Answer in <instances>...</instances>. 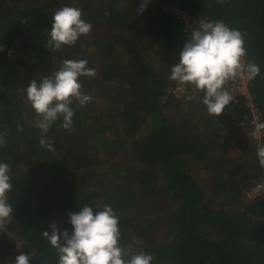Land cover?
Wrapping results in <instances>:
<instances>
[{
  "label": "trees",
  "instance_id": "obj_1",
  "mask_svg": "<svg viewBox=\"0 0 264 264\" xmlns=\"http://www.w3.org/2000/svg\"><path fill=\"white\" fill-rule=\"evenodd\" d=\"M140 3L0 0V96H19L14 105L0 102L6 141L0 162L11 169L14 206L0 234L23 244L29 264H57L43 231L56 223L71 233L69 212L110 204L120 218L121 244L135 235L142 244L133 251L150 253L152 264H264V195L245 196L264 179L246 131L251 123L240 122L249 111L241 100L217 117L207 113L200 91L190 99L174 96L170 68L187 36L176 14L163 8L175 3L245 35L247 57L260 67L248 91L264 122V0H149L138 12ZM63 5L80 8L92 28L107 20L109 32L47 49L52 14ZM62 59L98 65L96 76L80 77L92 101L72 105L74 131L57 120L42 134L20 89L51 75ZM106 96L114 109L102 110Z\"/></svg>",
  "mask_w": 264,
  "mask_h": 264
},
{
  "label": "clouds",
  "instance_id": "obj_2",
  "mask_svg": "<svg viewBox=\"0 0 264 264\" xmlns=\"http://www.w3.org/2000/svg\"><path fill=\"white\" fill-rule=\"evenodd\" d=\"M148 2L141 0L137 11L143 12ZM217 2L223 3L224 0ZM82 17L83 12L78 7L63 5L57 8L52 14L45 47L60 51L63 46H74L82 36H87L92 25ZM21 22L28 21L24 19ZM3 50L4 45H0V51ZM246 56L245 35L240 30L223 20L200 19L185 40L178 62L172 64L169 79L181 86H194L197 92H202V103L207 113L218 117L234 100V94L227 87L229 83L238 78L251 81L260 75L259 65L244 62ZM96 75V70L88 67L86 59H62L51 75L44 76L39 82L32 79L26 89H20L26 92L27 101L37 117L35 126L42 134H46L57 120H62L60 127L63 129L74 131L72 105L77 103L83 107L92 101L91 95L81 91L80 77ZM17 128L22 130L19 124ZM251 136L258 141L256 156L259 166L264 169V122L253 123ZM40 143L42 147L52 149L44 139ZM5 144L4 136L0 135V147ZM10 171L8 163L0 162V230L11 221L14 212L8 196L13 187ZM261 179L264 180L258 179L252 187ZM261 195L264 194L247 197ZM95 209L85 204L79 211L69 212L71 233L67 228L61 231L56 223L50 225L51 231H43V237L56 250L57 264H152L150 253L142 248L138 252L133 251V245L142 244L135 235L131 236L127 247L121 244L120 218L110 204L97 205ZM31 257V253L20 251L15 264H29Z\"/></svg>",
  "mask_w": 264,
  "mask_h": 264
},
{
  "label": "built area",
  "instance_id": "obj_3",
  "mask_svg": "<svg viewBox=\"0 0 264 264\" xmlns=\"http://www.w3.org/2000/svg\"><path fill=\"white\" fill-rule=\"evenodd\" d=\"M163 8L166 10H169L176 14L177 18L181 21L183 25V31L185 35L188 36L191 33V30L197 26V22L201 20H211L207 17L201 16L199 13L193 12L189 10L188 8H180L175 3H170L168 5H163ZM249 61L248 57L246 56L244 58V62L247 63ZM248 80L247 79H237L234 82H230L228 87V90L234 94V100L229 103L224 109V111L229 112L231 110V107L235 103H239L241 100L244 103V106L246 109H248L249 112L243 111L241 123L249 122L251 123V127L247 128V135L250 138V141L256 145L258 142L256 139L252 138L251 133L253 131V123L255 121L259 120V111L254 106V103L251 99V94L248 91ZM169 90L174 94L177 98H185L190 99L194 98L197 94V90L194 88V86L188 85V86H181L177 82L173 83ZM223 111V112H224ZM244 128V127H243ZM264 180H259L256 185L253 188H256L255 195L264 194ZM247 196L251 197L254 195H249V190H246Z\"/></svg>",
  "mask_w": 264,
  "mask_h": 264
},
{
  "label": "rangeland",
  "instance_id": "obj_4",
  "mask_svg": "<svg viewBox=\"0 0 264 264\" xmlns=\"http://www.w3.org/2000/svg\"><path fill=\"white\" fill-rule=\"evenodd\" d=\"M99 22H98V24L95 27L92 28L91 32L87 36H82V37H84L87 41H91L93 39L95 33H97L98 31L102 30V31H105V32L108 33L109 29H107V25L105 24L107 22V20L102 19V21H99ZM88 49H92V48L89 47ZM121 57H123V55ZM97 66L94 67L95 70L97 69ZM86 78H91V77L86 76ZM107 90H108V88L105 90V93L107 92ZM18 97L19 96L11 97V96H8V95L7 96H0V102H8V103H11V105H12L13 104L12 103L13 99L15 98V99L19 100ZM108 99L109 98L106 96L104 101H103L102 110L114 109L113 105L110 104ZM98 113H99V111H98ZM246 190H249V195H251V194L255 195L256 188H253L252 185L247 187ZM260 216L264 220V214H262ZM159 220L161 221L162 226H161V229L157 230V234L162 238V237L165 236V225H164V223L162 221V217H160ZM3 236L4 235L0 234V238H2ZM130 243H131V241L123 240L122 245H125L127 247V245H129ZM17 246H20V247L18 248ZM20 251H23V244L22 243L15 242V244L11 245L10 238H2V239H0V264H9V263H11L15 259L16 255L19 254Z\"/></svg>",
  "mask_w": 264,
  "mask_h": 264
}]
</instances>
